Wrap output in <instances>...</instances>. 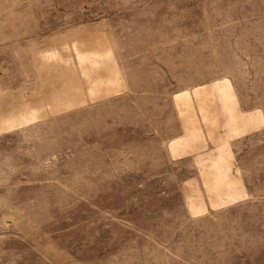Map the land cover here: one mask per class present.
I'll use <instances>...</instances> for the list:
<instances>
[{
	"label": "rangeland",
	"instance_id": "rangeland-1",
	"mask_svg": "<svg viewBox=\"0 0 264 264\" xmlns=\"http://www.w3.org/2000/svg\"><path fill=\"white\" fill-rule=\"evenodd\" d=\"M0 264H264V0H0Z\"/></svg>",
	"mask_w": 264,
	"mask_h": 264
}]
</instances>
